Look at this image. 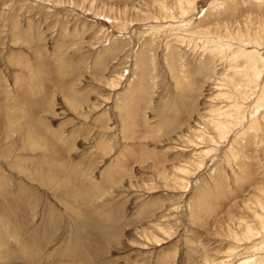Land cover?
Masks as SVG:
<instances>
[{
	"label": "rangeland",
	"instance_id": "obj_1",
	"mask_svg": "<svg viewBox=\"0 0 264 264\" xmlns=\"http://www.w3.org/2000/svg\"><path fill=\"white\" fill-rule=\"evenodd\" d=\"M0 264H264V0H0Z\"/></svg>",
	"mask_w": 264,
	"mask_h": 264
},
{
	"label": "bare ground",
	"instance_id": "obj_2",
	"mask_svg": "<svg viewBox=\"0 0 264 264\" xmlns=\"http://www.w3.org/2000/svg\"><path fill=\"white\" fill-rule=\"evenodd\" d=\"M243 44V43H242ZM248 57H249V59H251L253 62H252V64H255L256 63V61H255V63H254V60H253V57L251 56V55H249L248 54ZM258 59V58H257ZM32 137V136H31ZM44 181V180H43Z\"/></svg>",
	"mask_w": 264,
	"mask_h": 264
}]
</instances>
